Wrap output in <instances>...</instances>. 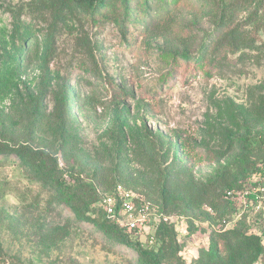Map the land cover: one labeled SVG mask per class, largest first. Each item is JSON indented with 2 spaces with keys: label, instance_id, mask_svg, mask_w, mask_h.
Here are the masks:
<instances>
[{
  "label": "rangeland",
  "instance_id": "374dc122",
  "mask_svg": "<svg viewBox=\"0 0 264 264\" xmlns=\"http://www.w3.org/2000/svg\"><path fill=\"white\" fill-rule=\"evenodd\" d=\"M75 1L0 0V139L51 153L61 176L112 179L118 170L119 183L139 184L175 229L174 243L145 245L162 264H264V237L260 255L249 245L264 223L239 219L222 200L247 187L264 160V20L229 0H135L142 10L118 26L91 21ZM224 7L260 41L222 48L216 68ZM49 30L60 34L54 46ZM186 166L217 190L213 206L191 207L156 187L157 177ZM225 229L251 238L228 251ZM0 246L14 264H141L135 249L79 219L52 182L12 154L0 155Z\"/></svg>",
  "mask_w": 264,
  "mask_h": 264
},
{
  "label": "trees",
  "instance_id": "16d2710c",
  "mask_svg": "<svg viewBox=\"0 0 264 264\" xmlns=\"http://www.w3.org/2000/svg\"><path fill=\"white\" fill-rule=\"evenodd\" d=\"M134 1L135 0H76L75 2L78 6L82 7L83 13L88 16L91 21L101 22L110 20L113 21L114 24L120 26L123 24L121 16L130 19L131 15H135V11L142 10L140 3H133ZM229 1L234 6L236 5L235 3H238L242 9H254L253 22H262L264 20V0ZM131 2L133 4H131ZM143 3V7H145L148 0H144ZM221 5L220 3L219 6ZM121 10L122 14H120ZM223 17L227 20L226 25L221 27L218 34V45L214 49L216 55L215 59H213L214 64L210 62V65L216 68L221 63L218 54L222 52V48L225 47L235 53L244 47H248L247 44H256L257 41H260V37L256 33L247 30V22H233L236 14L234 11H231L230 8H223ZM259 27L264 30V25H259ZM46 37L51 44L50 46H54L60 39V34L56 31L49 30ZM181 58L183 63L187 64L191 62L189 56L184 55ZM199 62H201V67H204L208 63L207 60ZM61 109L60 105H57L54 109V115L59 121L61 132H64L68 127V122L65 119L66 115H64ZM182 146L184 148V145ZM10 154L16 155L36 174L42 176V178L48 182H52L60 191L62 203L69 210L74 212L79 219L94 223L110 238L117 240L121 245L135 249L138 252L141 264H162L158 253L145 248V245L148 243L145 244L141 242L133 232H129L127 229L120 227L116 221L109 219L102 207V196L111 194L117 185L122 184L119 183L118 177H124L123 173H120L118 170L111 172V175L114 176L112 179L111 176L100 179L96 173L85 176L82 173L73 171L61 176L59 175L57 159H55L51 153L46 150H34L31 147L20 145L17 141L11 140L10 142H5L0 139V155ZM198 154L199 153H194V156H198ZM49 162H53V164ZM263 164L264 160L256 163L248 174L249 180L254 174L261 171V165ZM47 168H49V171H45ZM156 176L157 175H155V177ZM157 178L160 179L157 180L156 187L160 188L162 192L165 193L166 198L167 196L178 197L180 194H183L191 207L204 205L213 206L215 202L221 199V196L218 195L213 185L198 180L187 166L179 168L176 171H171L165 178L160 176ZM125 182L126 181L122 184L124 187L140 192L147 199L149 198L148 192L140 189L139 184L130 185L128 182L125 184ZM227 191H225V193ZM225 193L222 196V200L228 201V203L235 206L234 202L227 198ZM235 210L237 212L236 206ZM250 235L254 238L253 240H255L256 243L249 245L253 246L255 251L254 255H260L263 251V245L260 240L264 237V232L250 233ZM151 236H153L154 239L161 237L163 243H174L176 241L175 229L167 222H160L157 224L154 233L151 232V234H149V237ZM251 236L247 237L240 229H225V231L219 235V238L223 243L226 242L227 246L225 248H227L228 251H232L233 247L230 245L232 241L241 238L242 240L239 244L244 243L246 245V243L248 244V238H251ZM155 241L150 245H154ZM234 251L235 250H233V252ZM10 263L14 264L11 261Z\"/></svg>",
  "mask_w": 264,
  "mask_h": 264
},
{
  "label": "built area",
  "instance_id": "2783aa9c",
  "mask_svg": "<svg viewBox=\"0 0 264 264\" xmlns=\"http://www.w3.org/2000/svg\"><path fill=\"white\" fill-rule=\"evenodd\" d=\"M225 195L234 202L239 219L264 223V164L261 165V171L250 178L247 187L236 191L228 190ZM101 204L109 219L133 232L141 242L154 243V237H149L152 224L157 226L163 217L142 193L119 184L111 194L102 196ZM0 264L11 263L0 255Z\"/></svg>",
  "mask_w": 264,
  "mask_h": 264
}]
</instances>
